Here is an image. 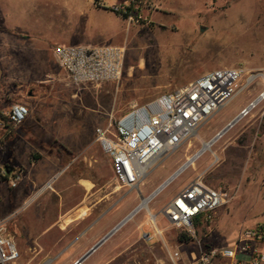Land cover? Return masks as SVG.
Wrapping results in <instances>:
<instances>
[{"label":"rangeland","instance_id":"rangeland-1","mask_svg":"<svg viewBox=\"0 0 264 264\" xmlns=\"http://www.w3.org/2000/svg\"><path fill=\"white\" fill-rule=\"evenodd\" d=\"M28 2L23 9V32L32 42L49 49L46 67L66 82L60 97L54 98L60 104L54 106L52 119L36 121L28 116L16 131L46 146L69 145L82 151L76 161L78 176L87 178L95 191L120 193V201L104 216L103 223L116 227L138 209L82 264H173L167 247L178 249L183 256L179 264H187L190 253L197 252L199 245L231 244L245 228L264 223V101L214 139L264 89V0H174V8L159 0H137L132 21L120 15V32L118 24H111L114 15L109 11H99L102 16L98 17L89 8L73 7L74 0ZM114 2L103 0L107 9ZM172 10L175 12L171 15ZM60 43L125 46L120 81L70 85L52 55ZM32 56L29 53L24 59L28 62ZM222 67L243 69L240 86L250 76L254 78L252 85L161 160L138 188L120 186L110 158L97 141V129L112 131L110 125L133 107ZM200 152L199 158L159 191ZM199 175L211 187L227 193V199L212 224L196 225L194 237L179 240L182 233L172 228L162 209ZM149 212L156 215L164 239L147 243L141 239V232L154 233ZM98 215L95 213L92 220ZM49 236L54 240L62 235L56 227ZM18 248L20 259L16 264H64L68 257L65 246ZM46 257L51 260L45 262Z\"/></svg>","mask_w":264,"mask_h":264},{"label":"built area","instance_id":"built-area-1","mask_svg":"<svg viewBox=\"0 0 264 264\" xmlns=\"http://www.w3.org/2000/svg\"><path fill=\"white\" fill-rule=\"evenodd\" d=\"M136 2L131 0L129 4L116 5L113 10L132 21ZM125 52V46L114 44H58L53 48V57L70 85L86 87L119 82L123 74ZM243 77L244 70L237 67L205 72L181 88L133 107L114 126L110 125L112 131L97 129V141L110 158L115 179L120 186L138 188L161 160L197 133L236 94L252 85L254 78L250 76L240 86ZM263 101L264 89L233 120L247 117ZM29 114L27 105L14 103L4 116L8 123L17 126L24 123ZM2 126L3 122L0 121V128ZM201 154L197 153L188 159L162 186L171 183ZM21 180L22 173L15 172L8 180V185L16 188ZM226 199L227 193L211 187L199 175L163 207L162 213L173 229L194 237L196 225L212 224L217 210L225 204ZM149 214L154 233L142 231L141 239L147 243L155 238L164 239L156 215ZM167 251L173 264L183 261L178 249L167 247ZM19 259L16 241L0 224V264H16ZM187 264H264V229L260 224L247 227L236 241L225 246L199 245L197 252L190 253Z\"/></svg>","mask_w":264,"mask_h":264},{"label":"crops","instance_id":"crops-1","mask_svg":"<svg viewBox=\"0 0 264 264\" xmlns=\"http://www.w3.org/2000/svg\"><path fill=\"white\" fill-rule=\"evenodd\" d=\"M130 1L115 0L111 9L104 7L103 0H74L72 5L89 8L98 17L102 16L99 11L111 12V24H118L120 32L121 16L113 7ZM159 2L175 7L174 0ZM28 3L0 0V114L7 113L14 103H23L29 108V118L39 121L53 118L54 106L60 104L54 98L60 97L66 81L46 67L49 49L32 42L23 32V9ZM29 53L33 56L27 62L24 56ZM0 121V224L19 247L65 246L68 257L64 264H75L115 227L102 219L117 206L120 193L95 191L87 178L78 176L76 161L82 151L69 145L46 146L16 131L23 123L14 126L1 117ZM15 172L22 173V180L10 188L8 180ZM95 213L99 215L92 220ZM56 227L62 236L53 240L49 233ZM127 233L121 234L120 240ZM50 260L46 257L45 262Z\"/></svg>","mask_w":264,"mask_h":264},{"label":"water","instance_id":"water-1","mask_svg":"<svg viewBox=\"0 0 264 264\" xmlns=\"http://www.w3.org/2000/svg\"><path fill=\"white\" fill-rule=\"evenodd\" d=\"M237 123V120H233L231 123H229L216 137L215 139L222 137L231 127H233ZM164 186L159 188V191L162 190ZM143 200H145L142 197ZM137 212H133L131 215H129L127 218H125L118 226H116L108 235H106L101 241H99L94 247H92L83 257H81L75 264H82L84 260L92 253L94 252L102 243H104L109 237H111L118 229H120L129 219L132 218V216Z\"/></svg>","mask_w":264,"mask_h":264},{"label":"trees","instance_id":"trees-1","mask_svg":"<svg viewBox=\"0 0 264 264\" xmlns=\"http://www.w3.org/2000/svg\"><path fill=\"white\" fill-rule=\"evenodd\" d=\"M117 14H120V13H117ZM0 117L2 118V119H6V117L4 116V115H2V114H0ZM197 226H200L199 225V223H198V225ZM260 227L262 228V229H264V223H261L260 224ZM190 238L187 236V235H185V234H182L180 237H179V240H189Z\"/></svg>","mask_w":264,"mask_h":264}]
</instances>
